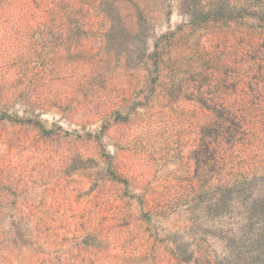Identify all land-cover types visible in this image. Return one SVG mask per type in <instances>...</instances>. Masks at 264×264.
I'll return each mask as SVG.
<instances>
[{"label":"rangeland","instance_id":"1","mask_svg":"<svg viewBox=\"0 0 264 264\" xmlns=\"http://www.w3.org/2000/svg\"><path fill=\"white\" fill-rule=\"evenodd\" d=\"M179 3L120 1L135 28L141 12L152 28L146 37L128 38L111 48L105 45L106 37L93 34L83 36L81 52H75L76 44L71 50L68 43L55 46L56 40L43 33L38 38L40 55L50 53L58 60L32 64L22 78L18 72L24 66L9 61L18 49L0 30V74H8L0 76V102L8 104L15 117L34 119L56 134L59 128L70 133L68 141L77 136L85 140L62 144L59 138L48 141L35 125H0V199L8 202L0 207V230L14 235L16 225L5 215L28 209L42 213L46 226L59 227L62 238L67 233L72 238L78 229L110 235L113 241L107 236L98 240L108 247L101 254L102 264H263L264 222L254 203L264 194L258 189L220 202L215 188L203 192L202 187L215 183L197 176L190 159L200 115L182 93L178 99L173 96L183 74L172 64H145L165 35L183 24ZM44 19L46 14L41 15ZM15 45L22 51L27 44ZM130 53L135 56L131 65L117 60ZM95 56L103 57V66L92 64ZM7 59L8 70H2ZM11 90L15 96H9ZM100 131L106 133L102 154L117 158L133 180L132 192L110 181L96 182L97 171L88 166L73 177L67 174L73 168L67 160L75 153L98 155L97 145L86 140ZM123 194L148 195L152 202L156 197L164 205L156 209L154 203L152 218L136 210L138 220L130 223L123 208L129 200ZM10 246L4 250L6 260L0 255V264H38L57 257L50 244L41 252L33 249L36 246Z\"/></svg>","mask_w":264,"mask_h":264},{"label":"trees","instance_id":"2","mask_svg":"<svg viewBox=\"0 0 264 264\" xmlns=\"http://www.w3.org/2000/svg\"><path fill=\"white\" fill-rule=\"evenodd\" d=\"M120 1L0 0V30L9 38L8 43L18 49L9 55V61L24 66L18 76L22 78L25 69L32 64L45 65L58 60L50 53L45 57L40 55L38 38L43 33L56 40L52 45L68 43L71 50L76 44L75 52H81L83 36L89 38V35L101 34L108 39L105 45L110 48L128 38L146 37L152 28L150 19L141 12L135 28L134 20L123 14ZM179 1L185 18L183 24L165 35L166 39L158 43L155 54L145 64L150 61L157 66L172 64L183 74L173 96L178 99L182 93L200 115L197 146L191 150L190 159L195 164L197 176L213 179L215 183L209 189L202 187L203 192L215 188L220 194V202L258 189L264 194V0ZM42 14H46V19L40 20ZM31 35L34 36L31 38ZM64 35L67 39H63ZM13 38L15 43L11 41ZM6 42L4 38L3 45ZM17 42L27 44L23 47L24 53L20 45H15ZM124 59L131 65L134 53L117 60ZM3 62L2 70H8V59ZM92 64L103 66V57L95 56ZM4 75H8L7 72L0 74ZM10 95L16 93L11 90ZM0 107L3 109H0V125L19 128L35 125L48 141L59 138L62 144L84 140L77 136L68 141L73 135L64 133L61 128L56 134L34 119L11 115L8 104L0 102ZM107 119L108 116L101 121L106 123ZM89 136L86 142L97 145L98 155L75 153L67 160L73 167L67 174L73 177L83 166H88L97 171L96 182L110 181L132 192L133 180L119 166L117 158L102 154L106 133L100 131L95 137ZM123 197L129 200L123 208L125 220L130 223L138 220L136 210L142 217L150 214L152 218L155 216L152 212L154 203L156 209L164 205L162 199L153 197L156 200L152 202L148 195L127 197L123 194ZM5 200L0 199V207L8 204ZM254 204V209L261 211L259 215L264 222V199ZM5 218L16 227L14 235L10 230H0L2 261L6 260L4 250L10 245L36 246L33 249L41 252L46 244H50L57 249V257L50 256L38 264H102L101 254L108 247L98 240L102 237L113 241L110 235L95 229H78L72 238L69 233L62 238L60 228L55 229L54 224L46 226L39 211L27 209L7 214Z\"/></svg>","mask_w":264,"mask_h":264}]
</instances>
